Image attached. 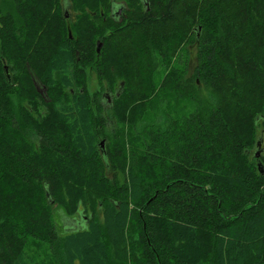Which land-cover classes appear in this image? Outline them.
<instances>
[{
	"label": "trees",
	"instance_id": "16d2710c",
	"mask_svg": "<svg viewBox=\"0 0 264 264\" xmlns=\"http://www.w3.org/2000/svg\"><path fill=\"white\" fill-rule=\"evenodd\" d=\"M10 3L0 4V264H31L33 240L63 264H264V171L249 155L264 131V0ZM189 38L190 78L169 72L160 99L131 90L139 53L161 56L172 39L187 60ZM88 67L111 86L127 79L112 108L142 147L99 153L106 99L89 95ZM169 84L205 89L206 106L149 119L148 99L163 101Z\"/></svg>",
	"mask_w": 264,
	"mask_h": 264
},
{
	"label": "rangeland",
	"instance_id": "374dc122",
	"mask_svg": "<svg viewBox=\"0 0 264 264\" xmlns=\"http://www.w3.org/2000/svg\"><path fill=\"white\" fill-rule=\"evenodd\" d=\"M63 1V0H62ZM0 4L2 7H9L11 6L10 0H0ZM65 6V5H64ZM121 9V8H120ZM124 12V11H123ZM123 12H119V19L120 22H122L123 18ZM71 13V11L68 9L67 14ZM192 35L194 36L195 33L193 32ZM189 44H187L186 49L188 52L187 60L183 57L181 51L179 50L174 54L171 53V43L172 39L169 41V46L166 52H163L161 50L160 54L159 52L154 51V53L149 52V58H145V55L143 53H139L140 55V76H138L137 83H133L131 86V90L138 89L141 92L146 93L149 98L150 96L156 92L158 98L160 99V85L161 82L164 80L165 76L172 72V75L177 78L181 76V80H186L187 78H190L193 69L196 65V45L190 42L187 39ZM191 43V44H190ZM101 49V42H97V50L100 51ZM154 54V55H153ZM153 55V56H152ZM185 59V60H184ZM168 63V64H167ZM174 68H176L175 74L173 72ZM185 70V71H184ZM171 75V74H170ZM179 75V76H177ZM122 79H117L116 84L111 86V84L106 81L102 80L99 81L97 78V75L95 73L94 67H88L86 69V88L90 96L97 99L98 101H102L104 99L105 102L103 105V114L106 118V126L104 127L101 135L98 138V146H99V153H101L100 150H106L112 146H120V145H127L128 144H134V146H138L139 148L142 147L141 145V138H138L137 134H133L128 127L127 124H123L119 122L117 119H115V114L112 108V104L114 101L115 91H117L118 96H122L126 93L125 90L127 88V79H124V83H121ZM126 82V83H125ZM183 83V82H181ZM191 87L190 84L187 85V88L185 89H175L173 85H168L167 88L162 90L163 98L164 100L159 102L157 99L151 100L150 104L149 99L147 101V106L149 105V109L147 108L146 117L149 119H154L156 117H159L160 114L166 113L168 115H171L172 117L181 116L182 114H187L190 111L194 110V104L192 102H202L203 105L206 106L204 102V96L206 95L205 89L198 90L197 93L195 91L193 93H190L188 89ZM153 90V91H152ZM104 96H107L104 98ZM155 106V107H154ZM257 142H260V146L257 149V147H253L249 151L250 157L253 159V162L257 167V161L259 160L261 163L262 170L264 171V165L262 164V156L264 154V131H261V127H257ZM257 145V143H256ZM255 145V146H256ZM259 150L258 157H255V153ZM262 171V172H263ZM261 172V173H262ZM109 177L111 178V174H109ZM117 181L119 183L122 182V176L120 174H117ZM54 212L55 220L57 221V224L59 226V229H63L64 224L67 223V220L61 216H59V213L56 211ZM98 218L101 221V216L98 214ZM76 222H80V217L77 216L74 219ZM72 224L71 222L67 225ZM65 228V227H64ZM66 230V229H65ZM131 240L133 243L137 244L140 242V238L137 232V229L135 227H132V233H131ZM28 254L30 255V262L31 264H63L61 252L55 251L51 248L49 243H47L44 240H33L29 244V248L27 250ZM136 261V262H135ZM128 264H142L137 260H132Z\"/></svg>",
	"mask_w": 264,
	"mask_h": 264
},
{
	"label": "water",
	"instance_id": "95a60500",
	"mask_svg": "<svg viewBox=\"0 0 264 264\" xmlns=\"http://www.w3.org/2000/svg\"><path fill=\"white\" fill-rule=\"evenodd\" d=\"M65 8H67L66 5H65ZM119 12H120V10H119ZM5 70H6V76H7V79L9 80L10 77H9L8 71H7V69H5ZM105 97H107V96H105ZM259 146H260V142L258 141V142H257V145H256L257 149L259 148ZM258 155H259V150L255 153V157H258ZM257 167H258V169H259L260 172L263 171V170H262V167H261V163H260L259 160L257 161Z\"/></svg>",
	"mask_w": 264,
	"mask_h": 264
},
{
	"label": "flooded vegetation",
	"instance_id": "af4514ba",
	"mask_svg": "<svg viewBox=\"0 0 264 264\" xmlns=\"http://www.w3.org/2000/svg\"><path fill=\"white\" fill-rule=\"evenodd\" d=\"M118 14H119V12H118Z\"/></svg>",
	"mask_w": 264,
	"mask_h": 264
}]
</instances>
